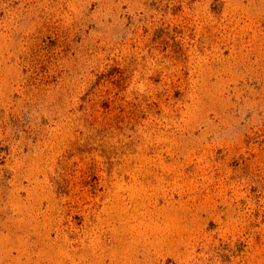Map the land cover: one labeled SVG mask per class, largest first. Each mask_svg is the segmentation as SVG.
<instances>
[{"label":"rangeland","instance_id":"1","mask_svg":"<svg viewBox=\"0 0 264 264\" xmlns=\"http://www.w3.org/2000/svg\"><path fill=\"white\" fill-rule=\"evenodd\" d=\"M0 264H264V0H0Z\"/></svg>","mask_w":264,"mask_h":264}]
</instances>
